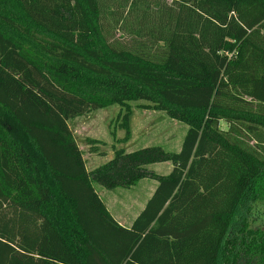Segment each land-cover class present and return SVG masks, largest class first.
<instances>
[{
	"label": "trees",
	"instance_id": "16d2710c",
	"mask_svg": "<svg viewBox=\"0 0 264 264\" xmlns=\"http://www.w3.org/2000/svg\"><path fill=\"white\" fill-rule=\"evenodd\" d=\"M107 3L0 0V264H264V0ZM141 100L188 126L181 149L114 144L89 171L69 120L119 105L126 143ZM144 178L125 227L94 185Z\"/></svg>",
	"mask_w": 264,
	"mask_h": 264
},
{
	"label": "rangeland",
	"instance_id": "374dc122",
	"mask_svg": "<svg viewBox=\"0 0 264 264\" xmlns=\"http://www.w3.org/2000/svg\"><path fill=\"white\" fill-rule=\"evenodd\" d=\"M108 2V9L112 8V0H105ZM112 18V15L107 16ZM113 23V22H112ZM115 38H120L122 35L121 31H115ZM124 38V37H122ZM148 104V101H133L134 114H133V130L134 138L131 143L127 144V149H134L146 144H162L166 147L177 148L182 142L187 130V125L178 121L171 119L165 111L142 109L138 107L139 104ZM119 110L118 105H113L107 107L103 110L93 112L92 114L69 121V126L77 140L79 147L82 146L84 151V156H86V161L88 163V168L93 166L90 164L89 157L87 155V138L89 136H95L98 138L107 139L108 145L103 146L108 154L112 153L109 148L112 142V136L110 134V129L112 128V120L117 115ZM221 127L225 130L228 129L229 125L225 121H221ZM121 135L124 131L120 132ZM101 148V147H100ZM113 154V153H112ZM161 172H166L167 168L159 167ZM99 186V185H98ZM103 188L102 186H99ZM134 191L132 194H135ZM129 199L133 196L128 195ZM119 209V208H118ZM120 211L122 209H119ZM257 225L264 228V207H259L257 212L253 215V226Z\"/></svg>",
	"mask_w": 264,
	"mask_h": 264
},
{
	"label": "crops",
	"instance_id": "0c3cea01",
	"mask_svg": "<svg viewBox=\"0 0 264 264\" xmlns=\"http://www.w3.org/2000/svg\"><path fill=\"white\" fill-rule=\"evenodd\" d=\"M100 110H103V109H100ZM100 110H97V111H100ZM97 111H94V112H97ZM119 111H120V106H119V110H118L117 114L119 113ZM154 111H156V110H154ZM92 113H90V114H92ZM90 114H88V115H90ZM88 115L79 116V117H76V118L70 119V120L83 118V117H86ZM174 120H176V119H174ZM132 130H133V118H132ZM187 130H188V127H187ZM187 130H186V133H187ZM121 131H124L123 135L120 134ZM110 134H111V131H110ZM117 135H118V138L124 137L125 130L119 129ZM111 136H112V134H111ZM89 138H95V139L102 140L106 144H99L98 148H92L88 142ZM133 138H134V130H133L132 138L126 143H117L114 141L113 136H112V142L110 143L109 148L112 150L113 154L112 153L108 154V151L103 147V146L108 145L109 141L107 139L105 140L103 138H98L95 136H89L87 138V142H86V144H87L86 146L88 147L87 148V151H88L87 155L89 157L90 164H92L93 166L88 168V163L86 161L87 169L89 171H92L96 167H98V166L106 163L107 161L111 160L114 157V148H113L114 144L117 148H125L127 151H134V150H137V149H140V148H143L146 146H151V145H162V144H146V145L134 148V149H127V144L131 143ZM183 140H184V138L182 139V142L179 144V147H177V148H170L168 146L166 147L165 145H162V146H164L166 149L171 150V151H179L182 147ZM80 149L83 151L82 146L80 147ZM83 157L86 160V156H84V151H83ZM163 166L165 168H167L166 172H161L159 170V167H163ZM150 167H152L157 172H159L163 175L170 173L172 168H173V166L170 162L156 163V164L151 165ZM98 185L102 186L100 184H95L94 185L95 189H96L97 193L100 195V197L102 198L103 202L107 206L110 213L114 216V218L121 225L130 228V227H132L134 220L137 218V216L140 214V212L144 209L147 201L150 199V197L154 193L155 189L158 186V182L156 180L144 178L136 186H134L132 188H129V189L117 188L115 190H108L104 186H102L103 188H101ZM134 191H137V192H135V194H132V192H134ZM128 195L133 196V197L131 199H129ZM118 208L122 209V210L120 211Z\"/></svg>",
	"mask_w": 264,
	"mask_h": 264
}]
</instances>
